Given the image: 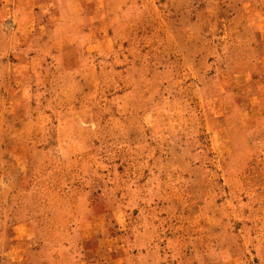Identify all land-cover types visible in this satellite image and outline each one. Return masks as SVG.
I'll return each instance as SVG.
<instances>
[{
  "label": "rangeland",
  "instance_id": "rangeland-1",
  "mask_svg": "<svg viewBox=\"0 0 264 264\" xmlns=\"http://www.w3.org/2000/svg\"><path fill=\"white\" fill-rule=\"evenodd\" d=\"M0 264H264V0H0Z\"/></svg>",
  "mask_w": 264,
  "mask_h": 264
}]
</instances>
